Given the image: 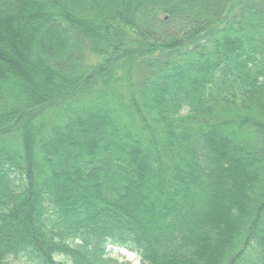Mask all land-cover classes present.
<instances>
[{
    "label": "trees",
    "instance_id": "1",
    "mask_svg": "<svg viewBox=\"0 0 264 264\" xmlns=\"http://www.w3.org/2000/svg\"><path fill=\"white\" fill-rule=\"evenodd\" d=\"M109 247L264 264V0H0V264Z\"/></svg>",
    "mask_w": 264,
    "mask_h": 264
},
{
    "label": "rangeland",
    "instance_id": "2",
    "mask_svg": "<svg viewBox=\"0 0 264 264\" xmlns=\"http://www.w3.org/2000/svg\"><path fill=\"white\" fill-rule=\"evenodd\" d=\"M94 138H96L94 136ZM255 166L250 165L246 170H251ZM61 170V174H62ZM63 175V174H62ZM110 249V256L112 257V261L110 264H141L140 257L137 253L126 251L123 248H109ZM8 264H34L33 262L29 261L27 257L22 256L20 258H9Z\"/></svg>",
    "mask_w": 264,
    "mask_h": 264
}]
</instances>
